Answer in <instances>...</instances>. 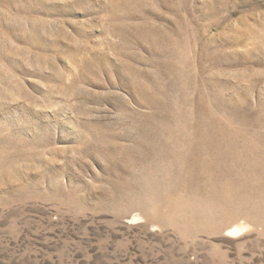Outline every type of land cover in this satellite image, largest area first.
I'll list each match as a JSON object with an SVG mask.
<instances>
[{"label":"rangeland","instance_id":"374dc122","mask_svg":"<svg viewBox=\"0 0 264 264\" xmlns=\"http://www.w3.org/2000/svg\"><path fill=\"white\" fill-rule=\"evenodd\" d=\"M39 2L0 0V264H264V0Z\"/></svg>","mask_w":264,"mask_h":264},{"label":"snow or ice","instance_id":"6c2138e0","mask_svg":"<svg viewBox=\"0 0 264 264\" xmlns=\"http://www.w3.org/2000/svg\"><path fill=\"white\" fill-rule=\"evenodd\" d=\"M52 6L51 4H41L39 0H34L33 8L36 11H41L42 9H50ZM45 14H49L47 11H45ZM218 103L225 105V106H234L236 108L241 107L246 101H236L232 100L230 97H228L226 94L218 98Z\"/></svg>","mask_w":264,"mask_h":264}]
</instances>
